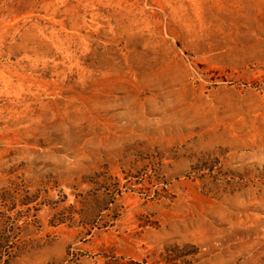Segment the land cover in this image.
<instances>
[{
    "label": "rangeland",
    "instance_id": "rangeland-1",
    "mask_svg": "<svg viewBox=\"0 0 264 264\" xmlns=\"http://www.w3.org/2000/svg\"><path fill=\"white\" fill-rule=\"evenodd\" d=\"M0 264H264V0H0Z\"/></svg>",
    "mask_w": 264,
    "mask_h": 264
}]
</instances>
